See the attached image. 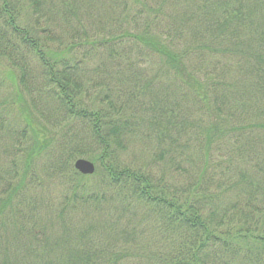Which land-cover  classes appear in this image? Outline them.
Instances as JSON below:
<instances>
[{
    "label": "trees",
    "instance_id": "1",
    "mask_svg": "<svg viewBox=\"0 0 264 264\" xmlns=\"http://www.w3.org/2000/svg\"><path fill=\"white\" fill-rule=\"evenodd\" d=\"M0 264H264V0H0Z\"/></svg>",
    "mask_w": 264,
    "mask_h": 264
},
{
    "label": "rangeland",
    "instance_id": "2",
    "mask_svg": "<svg viewBox=\"0 0 264 264\" xmlns=\"http://www.w3.org/2000/svg\"><path fill=\"white\" fill-rule=\"evenodd\" d=\"M84 24H85V26L87 28V32L89 33V35L95 36V37H98V38H102V37H105V36L107 37V36H109V34H110L111 37H114L115 35H112V34H114L116 31H118L119 33L117 35H119V34L122 33V30H123V28L122 29L118 28L117 26L111 25L109 23L108 24L99 25L98 23H93V21H90V20H85ZM102 30H106L107 34H104L102 32ZM94 32H98V33H100V35L97 36L96 33H94ZM60 35H62V37H68L69 31L68 30H63L60 33ZM14 114H17V111L14 112ZM130 152H131V150H129V151L124 153V154H126L127 158H130L132 155H135L134 151L131 152V153ZM83 158H85V157H83ZM56 189H58V188H56ZM57 194H58V191H57ZM57 200H58V205H59L61 203V201H60L61 197L59 199L57 197ZM71 214H73V215L70 216V217H75L76 220H78L82 224L81 226H83L85 228H87L88 224H91V225L94 224L96 231H100V232L103 231L104 232L106 230V228H105V220H103L104 218L102 216H100V215H94L93 217L89 218L87 216H84V212H81L78 208L75 210L74 213L71 212Z\"/></svg>",
    "mask_w": 264,
    "mask_h": 264
},
{
    "label": "water",
    "instance_id": "3",
    "mask_svg": "<svg viewBox=\"0 0 264 264\" xmlns=\"http://www.w3.org/2000/svg\"><path fill=\"white\" fill-rule=\"evenodd\" d=\"M74 167L82 174H91L94 172V164L83 158L77 159L74 163Z\"/></svg>",
    "mask_w": 264,
    "mask_h": 264
}]
</instances>
